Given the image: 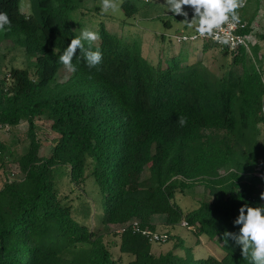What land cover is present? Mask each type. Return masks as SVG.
I'll return each mask as SVG.
<instances>
[{"label": "trees", "instance_id": "16d2710c", "mask_svg": "<svg viewBox=\"0 0 264 264\" xmlns=\"http://www.w3.org/2000/svg\"><path fill=\"white\" fill-rule=\"evenodd\" d=\"M0 0L11 25L2 38H11L35 58L36 77L26 68L12 67L0 78V123L28 122L29 144L19 157L24 173L18 181L0 188V264H113L102 234L74 217L62 203L53 180V168L67 167L71 183L93 176L101 193L103 212L98 225L115 230L138 220L142 228L156 230L154 215H164L163 227L187 221L197 236L217 240L224 254L196 257L190 247L177 241L156 254L147 237L127 227L119 235V249L132 255L127 264H249L239 246L220 239L224 230L238 231L232 221L243 203L264 204V177L229 172L228 184L213 192L185 215L174 200L175 190L201 178L223 184L219 170L238 167L241 155L256 164L264 159L257 143V124L263 120L264 81L255 64L258 46L250 53L240 47L230 51L224 44L213 47L226 61L216 74L201 60L187 62V51L151 63L142 53L137 36L110 33L101 22L99 47L102 62L89 69L82 56L73 58L77 71L59 84L53 82L59 52L79 35L69 22L73 0ZM125 13L133 11L122 1ZM246 22L241 33H251ZM258 38L264 41V30ZM85 47L88 44L85 42ZM46 115L58 134L51 154L39 155V141L32 134L35 116ZM180 117L187 123L181 126ZM241 153V154H240ZM262 155V157L260 156ZM264 164V160L262 161ZM147 177H142L145 169ZM237 169V168H236ZM112 229V230H114ZM71 249L63 259L62 251Z\"/></svg>", "mask_w": 264, "mask_h": 264}, {"label": "rangeland", "instance_id": "374dc122", "mask_svg": "<svg viewBox=\"0 0 264 264\" xmlns=\"http://www.w3.org/2000/svg\"><path fill=\"white\" fill-rule=\"evenodd\" d=\"M125 0H115L118 7L115 11L108 13L101 12V0H73L75 8L70 13L69 22L71 27L79 33L81 29L88 28L92 31H98L102 22L105 28L113 34L123 37L137 36L142 42L143 55L153 64L162 60V53L169 56L177 52L179 48L187 51V62L201 60L216 74L222 72L221 64L226 61L217 50L208 47L205 51L201 48V41L179 43L176 36L182 33L194 32L185 26L184 17L173 15L167 12L164 6V0H126L132 5L133 11L130 15L126 14L121 2ZM21 11L27 14L29 12V1L22 0ZM188 11V19H191L192 11L189 6H184ZM239 16L250 25L251 33L254 35L255 45L258 46L255 54V64L261 71L264 81V41L258 38V34L264 30V0H246L243 8L237 10ZM94 41V43H97ZM12 67L26 68L32 77H36L35 58L27 55L23 48L17 45L11 38H2L0 35V78L9 77V69ZM71 72L64 66H60L55 74L53 82L47 93L54 94L58 85L65 82ZM9 80V79H8ZM263 120L257 124V143L261 146V152L264 150V104L262 108ZM51 120L46 115L35 116L33 119L32 134L39 141V155L43 158L51 154V150L58 134L51 129ZM28 122L25 119L20 120L15 125L0 127V188L8 181H18L23 178L18 159L25 152L29 144ZM241 154V153H240ZM262 157V155H260ZM251 165L250 160L241 155L240 165L238 167L228 166V169H220V177L226 178L223 184H215L210 178L197 179L194 182H188L186 186L175 190L174 200L181 207L183 214L198 206L203 200H212L213 192L216 189L228 184L229 172L236 170L243 179L247 180L249 176L264 177V164L262 161ZM237 168V169H236ZM90 169L86 170V178L79 184L71 183L67 174V167L59 165L53 168V180L55 188L60 195L63 204H67L72 214L79 222L89 223L95 231L102 234V240L110 252L113 264H127L132 259V255L122 253L119 249V235L114 228H104L102 225L97 227V218L103 212V203L101 193L93 176L89 174ZM146 168L142 177H147ZM177 223L173 226L157 228V231L167 232L173 235L174 239H181L184 244L190 247L196 257H206L212 255L220 259L224 250L220 247L217 240L208 239L206 234L200 237L196 234V228L193 226L185 227ZM164 228V229H163ZM114 229V230H112ZM201 239H199V238ZM171 236L170 239L162 243H152V251L156 254L169 250L175 243ZM197 246H203L197 248ZM198 250H197V249ZM63 259L71 256V249L66 248L62 251Z\"/></svg>", "mask_w": 264, "mask_h": 264}, {"label": "clouds", "instance_id": "9594fccd", "mask_svg": "<svg viewBox=\"0 0 264 264\" xmlns=\"http://www.w3.org/2000/svg\"><path fill=\"white\" fill-rule=\"evenodd\" d=\"M246 0H164L167 12L184 17L185 26L194 29L192 39L211 37L220 44H228L232 30L240 23L238 9L243 8ZM184 6H189L192 11L191 19ZM118 5L115 0H101V12L115 11ZM11 25L7 12L0 11V32H5ZM223 34V35H221ZM188 37H185L187 39ZM100 39L96 31L83 28L79 35L71 37L70 42L63 49H57L60 53L58 60L70 72H76V64L73 58L82 56L89 69L95 68L102 62V52L99 47L92 48V42ZM85 42L88 47H85ZM77 50L78 53H77ZM181 126L187 123L186 117L178 120ZM264 200V192L261 193ZM238 214L232 221L234 226H239L238 231L224 230L220 239L225 246L229 240L239 246L241 255L249 264H264V204L252 205L243 203L237 210Z\"/></svg>", "mask_w": 264, "mask_h": 264}, {"label": "built area", "instance_id": "2783aa9c", "mask_svg": "<svg viewBox=\"0 0 264 264\" xmlns=\"http://www.w3.org/2000/svg\"><path fill=\"white\" fill-rule=\"evenodd\" d=\"M245 26H246V22L240 21V23L236 26V28L234 30H232L231 36L229 37V43L224 44L228 47V49L230 51L236 52L240 47H243V48H245V50L248 53H250V45L255 44L254 35L252 33H247V34L241 33L240 30L245 28ZM193 34H194V32L179 34L176 36V40L179 43L192 42V41H197V40H199L201 42H203V41H214V42L218 43L217 41H215L214 39H212L211 37H208V36L200 37L197 35L196 39H192L191 36ZM221 35H223V34H221ZM185 37H188V38L185 39ZM218 44H220V43H218ZM3 126L6 127V126H8V124L0 123V127H3ZM181 225L188 227V228L190 227L188 225L187 221H185V220L181 221ZM127 227H130L133 232H140L142 235L147 237L148 240L152 243L166 242L169 238V235L167 232L151 230L147 227H145V228L140 227L138 220H132L126 226H123V227L116 229V231L118 233H121Z\"/></svg>", "mask_w": 264, "mask_h": 264}, {"label": "crops", "instance_id": "0c3cea01", "mask_svg": "<svg viewBox=\"0 0 264 264\" xmlns=\"http://www.w3.org/2000/svg\"><path fill=\"white\" fill-rule=\"evenodd\" d=\"M94 221V220H92ZM165 219H164V215H160V214H157V215H154L152 217V222H154L156 224V228H162L163 227V223H164ZM164 229V228H163ZM201 235H199L200 237ZM198 237V238H199ZM200 239V238H199ZM201 240V239H200ZM203 246H197V248H201L202 249ZM196 248V249H197ZM194 250V249H193ZM192 250V251H193ZM198 250V249H197ZM195 253V252H194Z\"/></svg>", "mask_w": 264, "mask_h": 264}]
</instances>
